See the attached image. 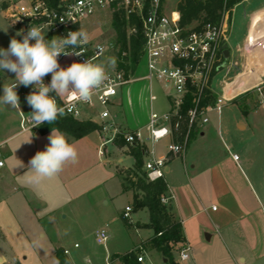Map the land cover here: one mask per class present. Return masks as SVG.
<instances>
[{
  "label": "crops",
  "instance_id": "obj_1",
  "mask_svg": "<svg viewBox=\"0 0 264 264\" xmlns=\"http://www.w3.org/2000/svg\"><path fill=\"white\" fill-rule=\"evenodd\" d=\"M242 1L236 3L230 9L229 23L226 24L228 53L226 54L225 50V54L226 61L231 65L232 69L237 64V56L240 54L246 61L245 70L241 72L245 73L251 72L247 59L253 54V47L248 48V46L254 41L257 43L256 40L250 39L253 28L251 27L252 21L257 14L262 13L264 15V3L250 12H244L243 16L247 21L245 23L247 32L243 39L244 46L242 48V46L238 45L232 48L229 44V39L233 11L234 7ZM261 15L260 18L264 21V16ZM257 22L261 23V21ZM254 46V50L264 56V46L259 43ZM74 62H77V60L73 54L64 55L60 61V67L67 68ZM256 67L257 64L252 66V68ZM142 68L144 73L141 72L139 76H143L146 73V64ZM136 70L137 67L134 74ZM241 73H238L235 77L231 74L228 79L224 78L223 72L220 79H218L219 73H217L213 79L214 95L219 96L218 88L222 84V87L225 89L223 94L226 95V101L237 103L241 97L251 92L249 88L252 85L264 79V74L256 71L251 75L252 79L245 89L236 92H234V89H228V83L233 82ZM5 77L6 79H4ZM14 79L15 75L13 73L2 71L1 76L0 71V95H3V85L14 83ZM223 80H226L227 85H224ZM137 81L139 82V99L141 100L143 97L142 101L138 102L137 108H134L129 103H125L122 97V89L125 86L120 89L109 107L115 122L124 131H132L145 126L149 122L152 111L163 113L170 108L167 93L160 82L147 79H139ZM44 82L50 84L51 74L44 77ZM31 87L34 86L25 87L18 85L16 88L20 98V105L26 111L32 110L26 101V92ZM157 87L165 97L166 106L161 109L158 108ZM56 97L62 99L65 96ZM255 101L257 104L254 107H259L257 98ZM262 109L261 112H254L252 114L250 134L241 140L238 147L231 142L230 144L226 143L220 129H216L212 125L210 117L207 124L193 128V134L188 139L190 130L187 135L184 152L181 154H168L167 146L163 148L161 143L162 140H167L168 144L172 141L182 142L184 137L182 139L178 138L182 134L180 132L164 137L153 144H148L149 148L154 149L156 157L166 155L168 158L165 167L167 174L166 176L164 175L168 188L165 196L169 197L167 203L172 207L175 218L181 222L184 234L183 246L175 253V260L178 263L264 264V107ZM0 111L16 112L20 116L18 121L19 128L15 131H12L11 126L5 124L3 126L4 130L0 129V141H5V166L0 172V202L3 201L7 209L12 210L18 203L29 207V200L32 194H41L42 196L48 194L53 196L63 190L68 192V200L82 197L85 206L88 209H92L94 208L92 194L101 188V200L105 199L103 201L104 205H110L109 208H101L99 211L98 217L101 219V223L116 227L119 232L128 228L129 230L134 229L139 234L140 231L144 233L143 237L141 236V239L127 251L137 248L141 242L152 236L153 230L151 228L146 226L136 227L135 225L136 223L144 224L149 221V213L147 218L143 219L144 214L148 212L147 209H135L133 205V193L123 190L122 187L119 172L128 170L134 165V158L128 153L127 144L124 145L126 148L123 150V146L117 145L114 141L112 142L121 153L132 157L133 165L130 167H119L118 164L108 159V165H113L114 178L92 181L91 178H80L88 169L87 154L84 147L92 144L89 138H91L90 135L93 132L98 131L101 138L105 134L101 133L98 129L82 137L75 138L59 130L66 135L69 142L75 144L78 151V163L67 164L62 173L55 178L46 179L39 188H36L29 185L26 175L22 176L21 173L28 169L30 159L40 148L35 147L32 142H25L27 141L26 138L18 142H12V140L22 133L28 132V130L39 129V127L23 130L20 126L21 115L18 111L8 109L6 106L5 108L0 106ZM245 113L250 115L251 112L246 111ZM79 119H89L96 123L100 121L97 111L91 109H86ZM248 124L239 123L238 125L241 129L247 130ZM6 127H8L7 130H5ZM51 132L52 130L41 131L43 135H51ZM186 133L187 128L184 133L185 137ZM43 143V150H45L48 144L46 140ZM101 143L96 146L98 153ZM232 154H238L239 159L237 161L234 160ZM149 157L150 154L146 153L144 155V162ZM121 161L122 158L119 157L117 162ZM142 169L144 170V163ZM88 195L89 198H87ZM123 197H127L126 202L128 203H122ZM88 199L90 202H87ZM126 206L131 207L128 216L124 215ZM214 206L215 208H213ZM142 212L144 214H141ZM124 217L129 220L130 227L125 225ZM0 238H2V235H0ZM186 246L190 247V256L188 259L181 260L179 253ZM57 247L62 248V246ZM146 251H149L154 258L160 256L159 258H161L164 264H169L167 259L163 258L153 249H143L140 252L144 258L143 264H145L147 259ZM116 253L120 252L111 253L110 259ZM2 259L8 260L11 263H15L18 260L7 251H0V261ZM66 259L68 264H73L67 255Z\"/></svg>",
  "mask_w": 264,
  "mask_h": 264
},
{
  "label": "built area",
  "instance_id": "obj_2",
  "mask_svg": "<svg viewBox=\"0 0 264 264\" xmlns=\"http://www.w3.org/2000/svg\"><path fill=\"white\" fill-rule=\"evenodd\" d=\"M169 0H0V11L13 24L27 34L30 27H39L43 30L46 40L66 37L70 31H83L82 25L100 14H109L111 24L114 13L124 14L127 22L128 35L137 33V22L144 37L141 59L146 60L147 72L136 77L134 71H126L116 52L121 56L127 54L121 51L115 40L97 41L89 37L88 42L77 48L71 46L63 49L65 52H82L76 57L77 62L92 59L96 63H105L114 58L115 66L107 67V79L102 88L93 95L91 102H82L65 96L56 102L65 108V115L81 118L86 109L97 111L100 121L99 131L106 138L101 143L99 154L107 142L116 138L123 139L127 145L140 144L145 146V152L150 157L144 162L146 177L150 180L164 178L167 156L156 157L154 149L148 144L155 143L164 137L180 131V121L187 118L188 127L186 137L182 142L172 141L167 145L168 154L176 155L184 152L187 135L192 127H199L209 122V112L219 113L226 95L215 96L213 79L217 73L223 72L225 79L230 76L231 65L226 61V18L225 10L218 22L200 23L197 20L191 24L181 23V15L176 7L168 3ZM35 43V41H30ZM102 50V51H101ZM64 54L58 56L60 64ZM121 61V62H120ZM138 62V64H139ZM148 79L160 82L165 89L170 108L159 113L152 111L149 122L132 131L122 130L115 122L109 109L114 97L126 84L138 80ZM45 83V82H44ZM227 85L226 80H223ZM47 84V83H45ZM257 95L258 104L264 107V79L249 88ZM34 91L31 87L26 92L29 95ZM232 97V96H231ZM190 103L186 114L182 107ZM206 102V104H203ZM20 126L23 130L31 129V112L24 116L25 111L20 105ZM29 111V110H28ZM64 116V115H63ZM5 141H0V172L5 166ZM238 160V154H232ZM169 197L163 196L161 201L168 202ZM215 208V206L213 207ZM130 206L125 207L124 215L128 216ZM109 233L105 228L95 231V241L105 244ZM78 244L75 243L74 247ZM190 247H184L179 255L181 260L188 259ZM64 255L69 249L62 247ZM137 260L144 258L139 252ZM89 261V260H88ZM108 263V262H107ZM0 264H15L8 260H1Z\"/></svg>",
  "mask_w": 264,
  "mask_h": 264
},
{
  "label": "rangeland",
  "instance_id": "obj_3",
  "mask_svg": "<svg viewBox=\"0 0 264 264\" xmlns=\"http://www.w3.org/2000/svg\"><path fill=\"white\" fill-rule=\"evenodd\" d=\"M179 1L180 0H169L168 3L178 7ZM263 3L264 0H245L234 7L229 39V44L232 48L238 45L242 46V48L244 46L243 39L247 32L245 25L247 21L244 19V12H250ZM261 14L262 13L254 16L251 27L256 28V24L257 26L260 25L259 28L264 26V21L260 18ZM225 15L226 24H228L230 10H225ZM257 21H261V23ZM82 29L89 37L97 41L115 40L116 37L115 30L111 24L110 15L106 13L95 16L92 20L85 21L82 25ZM263 31H261V33H264ZM17 32H20L19 28L13 26L5 17L3 11H0V48L7 49L13 37L22 40L23 35L17 36ZM255 33L259 35V32ZM260 35H263L259 40L260 44L263 46L264 34ZM254 45H256V43L252 42L248 48L253 47V51H255ZM251 55L248 57L247 61L250 60ZM263 57L264 56L261 55L260 62L263 63L264 71ZM237 58V64L234 65L233 69L231 68L230 71V75L233 74V77L245 70L246 61L244 58L241 57L240 54ZM144 64H146V60L143 58L136 66L137 70L134 74L136 77H138L141 72L144 73L142 68ZM252 74L254 73L248 72L246 75L238 78L234 84V92L245 89L252 79ZM221 75L222 72L219 73L217 78L220 79ZM4 79H6V77ZM138 83L139 82L135 80L126 84L125 87L123 86L124 88L122 87V97L125 103L131 104L134 108H137L138 102L143 99V97L141 100L139 99ZM224 90L221 84L218 88L219 96L224 93ZM156 92L158 93V108L161 109L166 106L164 101L165 97L158 87L156 88ZM256 98L257 95L251 91L241 97L237 102L238 104L234 101H224L219 114L215 111L209 112L212 125L214 128L220 129L227 144L231 142L238 147L241 140L250 134L252 114L263 110L261 106L254 107L256 106L255 104H257L255 101ZM244 111H250L251 113L247 115ZM29 113L30 111L25 110L23 115L28 116ZM19 118L20 116L16 112L0 111V129L4 130L3 126L7 125L11 126L12 131H15L19 128ZM239 123H249L248 129H241L238 125ZM7 128L8 127H6L5 130H7ZM48 136L50 135H43L38 128H35L33 130H28L26 133H22L14 138L12 142H18L24 138L28 140L31 137L32 144L35 145V147L37 146L38 149L40 148L39 151H42L44 148L43 141L46 140L47 144H49ZM90 137L89 139L92 144L84 147L87 154L88 169L80 178H91L92 181L114 178L113 165H108V159L118 164L119 167H130L133 165L132 157L121 153L111 141L106 143V146L103 148V154H99L96 146L99 145L100 142H103L105 136L101 138L98 131L93 132ZM161 143L163 148L168 145L167 140H162ZM122 148L124 150L126 147L123 145ZM119 157L122 158L121 162H117ZM27 171L28 169L24 170L23 173H21L22 176L26 175ZM166 174L167 172L165 171L164 175L166 176ZM101 190L102 189L99 188L92 194L94 202V208L92 209H88L87 206H85L82 197L68 200L69 195L65 190L53 196L48 194L43 196L41 194H32L29 200V207L18 203L12 210L7 209L3 201H1L0 235H2V238H0V251L10 252L21 264H57L54 248L62 246L69 249L67 256L73 264H121L118 259H110V254L116 251L120 253L126 252L141 239V236L143 237L144 233L140 231L139 234L135 232L134 229L129 230L128 228L119 232L116 227L102 224L101 219L98 217V213L101 208L107 209L110 205H104L103 201L105 199L101 200ZM87 198H89V195ZM123 198L122 203H128L126 202L127 197ZM87 202H90L89 199ZM141 214L144 213L142 212ZM147 216L148 212L144 214L143 219L147 218ZM100 228H105L109 233V238L105 244H98L95 241V231ZM74 243H77L78 246L74 247ZM141 251L142 250H140V252ZM145 254L147 255L145 264H164L161 258H159L160 256L154 258L149 251H146Z\"/></svg>",
  "mask_w": 264,
  "mask_h": 264
},
{
  "label": "clouds",
  "instance_id": "obj_4",
  "mask_svg": "<svg viewBox=\"0 0 264 264\" xmlns=\"http://www.w3.org/2000/svg\"><path fill=\"white\" fill-rule=\"evenodd\" d=\"M16 35H23V39L13 37L7 49L0 48V71L15 75L14 83L3 85L0 106H11L22 112L19 111L20 98L16 88L18 85L34 86V91L26 97L32 108L31 128L44 123L53 124L58 117L65 115V108L58 105L56 96H70L82 102H91L93 95L102 88L107 79V67H114L116 63L114 58H109L107 65L88 59L74 62L67 68L60 67L58 56L61 53H75L77 56L83 54L65 52L63 49L85 45L89 37L84 31H70L66 37L52 38L50 42L39 27H30L27 34H23L21 30ZM33 40L35 43L30 42ZM48 74H51V82L45 84L44 77ZM31 137L25 142L30 143ZM48 140L46 149L36 152L30 159L26 172L27 183L36 188L46 179L62 173L67 164L78 163L77 148L64 133L53 128Z\"/></svg>",
  "mask_w": 264,
  "mask_h": 264
},
{
  "label": "trees",
  "instance_id": "obj_5",
  "mask_svg": "<svg viewBox=\"0 0 264 264\" xmlns=\"http://www.w3.org/2000/svg\"><path fill=\"white\" fill-rule=\"evenodd\" d=\"M55 3L57 0H51ZM242 0H180L178 10L181 15V23L189 25L192 21L197 20L200 23L218 22L221 18L223 10H230L236 3ZM127 22L124 14L114 13L112 26L115 30V41L119 45L121 51H126L125 56H121L120 52L116 54L122 58V63L126 71H134L142 53L144 37L140 30V24L137 22V33L128 35L126 31ZM121 62V61H120ZM53 96L54 93L52 94ZM203 104H206L204 102ZM190 103H185L182 107L183 115L186 114ZM40 131L52 130L53 128L65 132L75 138L82 137L88 133L98 130L100 125L89 119H79L72 116L64 115L58 117L53 124L44 123L38 126ZM188 127L187 118L180 121V136L184 137L186 128ZM193 128L188 135L190 139L193 134ZM114 142L123 146L126 143L123 139L116 138ZM145 146L140 144L128 145V153L134 158V165L128 170L120 171L123 190L133 193V205L135 209L146 208L149 213V221L144 224L136 223V227L146 226L153 230L152 236L141 242L138 248H133L124 253H116L111 259H118L121 264H143L137 260L140 250L148 249L157 251L163 258L167 259L169 264H180L175 260V253L181 249L184 242V234L181 222L175 218L172 207L168 203L161 201L166 195L167 184L164 178H156L150 180L146 177L142 169L144 163ZM127 227L131 224L124 217ZM54 255L57 264H68L66 256L62 252L61 247L54 249ZM15 264H21L19 260Z\"/></svg>",
  "mask_w": 264,
  "mask_h": 264
},
{
  "label": "bare ground",
  "instance_id": "obj_6",
  "mask_svg": "<svg viewBox=\"0 0 264 264\" xmlns=\"http://www.w3.org/2000/svg\"><path fill=\"white\" fill-rule=\"evenodd\" d=\"M260 26V25H259ZM259 26H257V24H256V28H252V31H251V38L253 39V40H256L257 41V43H259L260 44V42H259V40H260V38L263 36V35H260V34H264V33H261V31H263L264 30V26L262 27V28H259ZM255 32H259V35H257V33H255ZM264 32V31H263ZM250 38V39H251ZM250 41V40H249ZM262 41V40H261ZM255 42V41H254ZM256 43V44H257ZM264 46V45H263ZM260 57H261V55L259 54V53H257V51L255 50V51H253V54L251 55V58H250V60L248 61V65L250 66V68H251V72L250 73H255L256 71L257 72H261V73H263L264 74V71H263V63L262 62H260ZM264 58V57H263ZM257 64V67L256 68H252V66L253 65H256ZM248 72H245V73H241L240 75H238L235 79H234V81L233 82H231V83H228V85H227V88L228 89H233L234 88V84L236 83V81H237V79L238 78H240L241 76H243V75H246Z\"/></svg>",
  "mask_w": 264,
  "mask_h": 264
},
{
  "label": "water",
  "instance_id": "obj_7",
  "mask_svg": "<svg viewBox=\"0 0 264 264\" xmlns=\"http://www.w3.org/2000/svg\"><path fill=\"white\" fill-rule=\"evenodd\" d=\"M225 49H226V54H227V53H228L227 45H225ZM6 107H7L8 109H11V110L17 111V110H15V109L11 108V106H7V105H6Z\"/></svg>",
  "mask_w": 264,
  "mask_h": 264
}]
</instances>
